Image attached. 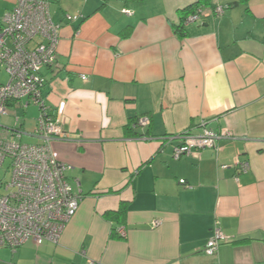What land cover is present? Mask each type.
Returning a JSON list of instances; mask_svg holds the SVG:
<instances>
[{"label": "crops", "instance_id": "crops-1", "mask_svg": "<svg viewBox=\"0 0 264 264\" xmlns=\"http://www.w3.org/2000/svg\"><path fill=\"white\" fill-rule=\"evenodd\" d=\"M46 1L61 33L42 95L82 201L58 244L0 249V264H264V0L199 5L206 15L186 16L184 38L181 14L200 0ZM17 2L0 0V27ZM8 81L0 64V87ZM8 111L3 129L43 143L37 106ZM143 116L150 125L128 135ZM204 123L234 137L175 159L180 135ZM216 223L227 241L208 256Z\"/></svg>", "mask_w": 264, "mask_h": 264}, {"label": "built area", "instance_id": "built-area-1", "mask_svg": "<svg viewBox=\"0 0 264 264\" xmlns=\"http://www.w3.org/2000/svg\"><path fill=\"white\" fill-rule=\"evenodd\" d=\"M225 10L226 7L217 6L214 12L221 15ZM205 15L201 8L197 9L187 17L186 23L197 22ZM60 33L61 26L53 21L46 0H18L15 8L2 18L0 64L9 81L0 87V169L8 164L6 175L0 180V249L16 252L29 241L37 246L58 244L82 201L68 177L72 166L61 162L52 146L55 140L67 139V136L42 96L46 79L41 72L56 64ZM31 44H34L32 48ZM23 100L39 108L35 135L43 141L41 144H24L21 142L23 130L2 127L1 119L8 116L9 105ZM150 123L149 117L143 116L132 128L145 129ZM203 126L199 135L189 132L180 135L183 143L174 148L175 159L205 149L218 151L221 140L234 137L228 130L215 133L205 123ZM237 166L240 172L249 170L247 163L238 162ZM118 234L126 237V230L121 228ZM226 241L216 223L205 254L215 256L220 244Z\"/></svg>", "mask_w": 264, "mask_h": 264}, {"label": "trees", "instance_id": "trees-1", "mask_svg": "<svg viewBox=\"0 0 264 264\" xmlns=\"http://www.w3.org/2000/svg\"><path fill=\"white\" fill-rule=\"evenodd\" d=\"M210 1L211 0H200V2L198 4L193 5V6H190V7H188L187 9H185L182 12L181 15H182V20L183 21H182L181 25L176 28V33H178V35H179L180 38H184V36H185L184 21H185L186 16L189 15V14L195 13V11L197 10V8L200 7L199 5H205V6L209 5L210 4ZM238 4H239V2H234L233 3V5H238ZM43 98H44V96H43ZM44 100L46 102V99L45 98H44ZM46 105H47V103H46ZM132 124H134V122ZM132 124L126 128V133L128 135H130V136H133V137L139 136L140 134L135 129L132 128ZM118 213H119L118 216H121L122 217V215L124 214V209H121ZM114 216H117V215L115 214Z\"/></svg>", "mask_w": 264, "mask_h": 264}, {"label": "rangeland", "instance_id": "rangeland-1", "mask_svg": "<svg viewBox=\"0 0 264 264\" xmlns=\"http://www.w3.org/2000/svg\"><path fill=\"white\" fill-rule=\"evenodd\" d=\"M8 164L5 165V167L7 168ZM5 167L4 169H0V180L3 179L5 177ZM6 180L9 181L10 180V175L8 174L6 176Z\"/></svg>", "mask_w": 264, "mask_h": 264}]
</instances>
